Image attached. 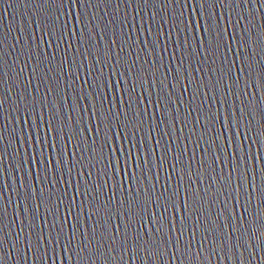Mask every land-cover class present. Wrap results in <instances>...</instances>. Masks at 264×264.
I'll list each match as a JSON object with an SVG mask.
<instances>
[{
  "label": "water",
  "instance_id": "water-1",
  "mask_svg": "<svg viewBox=\"0 0 264 264\" xmlns=\"http://www.w3.org/2000/svg\"><path fill=\"white\" fill-rule=\"evenodd\" d=\"M0 264H264V0H0Z\"/></svg>",
  "mask_w": 264,
  "mask_h": 264
},
{
  "label": "snow or ice",
  "instance_id": "snow-or-ice-1",
  "mask_svg": "<svg viewBox=\"0 0 264 264\" xmlns=\"http://www.w3.org/2000/svg\"><path fill=\"white\" fill-rule=\"evenodd\" d=\"M114 143V142H113ZM115 151V148H113V152ZM51 155V154H50ZM57 157H59V152H57ZM119 159V157H117V160ZM124 163H125V167H127V165H128V160H127V158L125 159V161H124Z\"/></svg>",
  "mask_w": 264,
  "mask_h": 264
}]
</instances>
